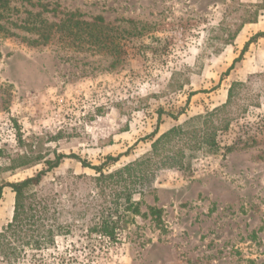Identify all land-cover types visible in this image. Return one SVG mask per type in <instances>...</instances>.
<instances>
[{"label": "rangeland", "instance_id": "1", "mask_svg": "<svg viewBox=\"0 0 264 264\" xmlns=\"http://www.w3.org/2000/svg\"><path fill=\"white\" fill-rule=\"evenodd\" d=\"M5 1L0 181L42 171L31 191L47 198L61 231L42 251H23L20 264H264V37L252 38L264 33V0ZM69 16L102 18L106 47L92 44L90 29L42 40L40 20ZM233 83L242 86L215 151L195 154L185 170L153 169L117 240L86 235L121 191L100 194L91 166L110 173L140 158L160 134L225 103ZM14 202L5 187L0 230Z\"/></svg>", "mask_w": 264, "mask_h": 264}, {"label": "trees", "instance_id": "2", "mask_svg": "<svg viewBox=\"0 0 264 264\" xmlns=\"http://www.w3.org/2000/svg\"><path fill=\"white\" fill-rule=\"evenodd\" d=\"M6 1L0 0V10L5 8ZM1 16V13H0ZM254 21L248 19L246 22ZM41 23L45 21L40 20ZM39 22L36 29L40 32L43 41L49 39L53 34L60 33L61 36H80L86 32L94 46L106 47L107 34L102 18H96L92 23L86 21H74L70 16L60 20L58 23H45V29ZM93 27V30L92 28ZM29 29V28H24ZM264 37V33L255 34L252 38ZM247 41L241 50L243 52L250 40ZM239 57L233 60V63ZM228 68L230 69L233 65ZM242 86V83H233L229 87L227 100L214 109L189 118L184 125L173 126L156 137L150 146V150L140 158L124 165L114 172L104 173L103 166H91L98 174L94 177L95 187L100 194L108 186L120 188V193L115 194L113 204L102 207L92 219L90 227L86 229V235L96 234L100 239L107 238L117 240L119 232L125 229L129 223L134 221V215L138 214L135 201L132 200V193L144 194L153 180V169L176 168L185 170L190 167V159L197 153H212L215 151V136L217 131L229 127L232 117L230 113L233 103L234 88ZM160 115V114H159ZM173 118L175 116L172 115ZM73 156V155H72ZM63 156L56 155L54 161H47L49 168L56 166ZM119 156L108 157V160H116ZM84 166L85 163H83ZM152 165V170L150 169ZM43 172L40 171L34 176L27 177L18 182L5 183L0 181V199L3 189L10 187L15 194L13 215L9 223L0 230V262L4 264H20L19 259L22 252L27 249L33 252L42 251L53 245L54 236L60 234V229L54 225L53 218L55 211H50L46 197L37 196L31 191V187L37 185ZM137 185L131 186L134 182ZM134 182V183H135ZM131 187H134L131 189ZM159 210L150 208L149 213L154 217L158 225L161 224ZM27 253V252H26ZM36 254V253H35ZM32 255V254H31Z\"/></svg>", "mask_w": 264, "mask_h": 264}]
</instances>
